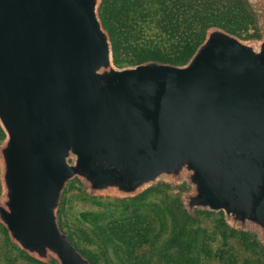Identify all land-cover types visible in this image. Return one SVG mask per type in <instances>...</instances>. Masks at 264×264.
I'll return each instance as SVG.
<instances>
[{
    "label": "water",
    "instance_id": "95a60500",
    "mask_svg": "<svg viewBox=\"0 0 264 264\" xmlns=\"http://www.w3.org/2000/svg\"><path fill=\"white\" fill-rule=\"evenodd\" d=\"M103 0H0V225L43 264H90L59 224L67 184L93 198L178 189L264 254V0L256 36L218 26L181 65L118 66Z\"/></svg>",
    "mask_w": 264,
    "mask_h": 264
},
{
    "label": "rangeland",
    "instance_id": "374dc122",
    "mask_svg": "<svg viewBox=\"0 0 264 264\" xmlns=\"http://www.w3.org/2000/svg\"><path fill=\"white\" fill-rule=\"evenodd\" d=\"M253 33L248 27L241 38ZM3 137L0 129V142ZM178 194V189L161 185L135 199L93 198L78 181H71L62 195L59 224L74 246L92 257L95 264H166L176 251L170 239L186 220ZM218 218L202 213L193 219L196 225L192 228L199 230L203 244L212 252L208 264H262L260 248L244 237H230L218 227ZM128 220L131 227L123 228L122 221ZM123 231L131 246L119 240ZM138 234L146 235L148 242L138 246ZM20 252L0 225V264H43L28 260Z\"/></svg>",
    "mask_w": 264,
    "mask_h": 264
},
{
    "label": "trees",
    "instance_id": "16d2710c",
    "mask_svg": "<svg viewBox=\"0 0 264 264\" xmlns=\"http://www.w3.org/2000/svg\"><path fill=\"white\" fill-rule=\"evenodd\" d=\"M99 15L110 36L114 63L118 66L148 60L181 65L190 58L210 26L221 27L239 37L252 27L254 33L245 38L256 36L253 19L241 0H103ZM123 54L127 56L124 58ZM202 213L214 214L196 212V215ZM216 215L219 216L218 227L225 229L230 237H244L258 247L252 236L232 231L225 225L221 214ZM185 217L184 227L170 239L176 251L166 264H208L206 260L211 259L212 252L203 244L199 230L192 228L196 221L187 214ZM129 221H122L121 226L130 228L132 223ZM109 230L113 232L112 227ZM121 234L119 240L131 246L124 231ZM138 235V246L148 242L146 235ZM260 251L264 264L263 251ZM81 253L90 264H95L92 257Z\"/></svg>",
    "mask_w": 264,
    "mask_h": 264
}]
</instances>
